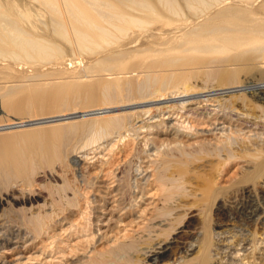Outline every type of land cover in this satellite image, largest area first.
<instances>
[{"label": "rangeland", "instance_id": "1", "mask_svg": "<svg viewBox=\"0 0 264 264\" xmlns=\"http://www.w3.org/2000/svg\"><path fill=\"white\" fill-rule=\"evenodd\" d=\"M94 1L104 4L98 10L90 11L96 16L97 26H87L83 15L77 11L62 14L60 0H0V150L3 151L0 157L14 161L35 154L33 159L38 161L37 145L21 139L35 131L57 129L65 136L64 149L68 158H84L92 165L86 164L89 179L97 181V192L87 189L90 199L100 192L108 204L104 219L98 224L101 229L97 231L93 219L87 222L76 212L63 226H56L53 238L39 239L32 250L24 252L26 257L37 255L30 261L24 259V264H103L104 259L110 260L108 250L129 237L145 239L148 243H140L142 246L139 247H149V223L151 229L161 233V236H153L152 243L169 237L170 251L177 258L175 263L171 260L160 264H198L199 249L206 237L211 241L209 264H264V171L261 173L256 169L257 164L264 161V92L253 88L264 83V29L258 32L237 29L228 32L224 38L217 35L205 50L197 46L190 50L162 52L161 57L171 58L179 69L169 68V71L183 73V85H192L197 94L215 99L203 102L199 112L206 111L207 116V112L219 104L218 99H229L230 110L250 127L246 129V135L235 133L238 139L233 145L236 157L228 161L202 150L208 149L202 148V144L187 146V153H180L171 137L156 138L153 141L155 147L172 149L166 156L170 167L164 171L166 177L161 181L163 172L151 177L133 209L128 207L131 195L123 182L124 200L120 205L115 202L120 195H116L117 191L112 187L120 175L127 179L128 162L145 157L144 150L151 148L148 137L142 135L135 139L125 133V138L119 141L116 134L96 136L103 124L101 117L99 121L93 120L90 114L82 115L93 108L105 109L127 102L112 100L88 107L80 103L84 98L80 94L74 98L71 95L76 101L72 99L67 106L16 114L2 100V93L9 86L19 88L26 95L49 86L94 84L99 88L91 95L100 98L104 94L101 88L116 85L115 76L122 73L120 65L130 52H135V47L120 51L125 49L122 45L127 42L128 35L116 30L110 33L108 29L118 22L120 14H136L137 9H146L144 0ZM110 5H116L115 15L107 14L109 9L113 10ZM143 14H149V11ZM173 17L171 20L178 21L176 16ZM120 26L132 27L125 22ZM147 26L143 28L153 30L156 24L150 22ZM152 33L149 32V38ZM168 37L180 38L172 34ZM130 76L123 75L124 78ZM60 116L66 118L60 119ZM211 121L191 118V125L207 129ZM190 142L193 144L194 140ZM151 158L155 159L154 156ZM59 165V159L54 157L51 167H38L29 184L0 186V219L12 224L9 217L22 218L25 211L29 215L28 209L43 204L49 207L47 212H52L51 190L66 185L70 177V170L62 172ZM164 180H167L165 184ZM175 184L182 185L183 190L175 189ZM102 185H108L111 190L100 187ZM208 186L213 190L212 196L204 189ZM168 189H172L171 194L165 191ZM38 195L41 197L37 201L29 202L31 197ZM224 203L231 205L228 214H224ZM163 209L165 213L173 210V215H162ZM55 210L60 212V206H55ZM88 212L91 209H86ZM248 212L258 213V218L256 215L253 221L246 219ZM159 223L163 225L153 227ZM14 225L7 231L22 228L19 224ZM100 234L103 235L99 238ZM185 243L193 246L192 254L179 253ZM134 254L136 258H144L141 252ZM114 258L112 255V264L116 262Z\"/></svg>", "mask_w": 264, "mask_h": 264}, {"label": "bare ground", "instance_id": "2", "mask_svg": "<svg viewBox=\"0 0 264 264\" xmlns=\"http://www.w3.org/2000/svg\"><path fill=\"white\" fill-rule=\"evenodd\" d=\"M78 1L80 0H60L61 13L66 15L77 11L83 15L87 26L99 25L95 20L96 16L90 11L98 10L104 4L100 1L92 2V0H82L83 2L77 3ZM110 6L113 10L109 9L110 12L107 14L115 15L116 5ZM144 7L146 9L149 8V14H143L148 12L146 9H137L136 14L125 12L120 14L118 22L112 24L108 29L110 33L113 32L112 30H116L128 35L127 42L122 45L125 49H120V51L126 52L128 51L126 49L135 47V52H130L126 60L120 65L122 73L115 76L116 85L111 88H101L104 94L100 98L91 95L92 92L97 91L99 88L98 85L94 84L75 87L49 86L46 89L37 88L35 92L26 95L19 88L9 86L2 93V100L16 114H23L34 109L49 110L60 106H67L73 100L76 101L73 99L74 96H79L80 94L84 95L80 103L88 107H94L99 102H110L112 100L127 102L120 106H107L105 109H103L104 107L93 108L87 110L89 112L82 115L86 116L90 114L93 120H99V117H101L103 124L99 128L100 131H97V134H95L96 136L113 134L115 136L116 134L119 141L123 137L125 138V133L135 137V139H138L142 135L146 138L148 137L151 148L150 150H144L145 157L139 158L136 162H128L126 164L129 168L127 179L125 180L123 174V176L116 174V176L120 175V177L117 178V183L112 187L117 191L116 195H120L115 201L117 205L122 204L124 200L121 183L123 182L124 188L130 190L131 198L127 204L131 209L135 207L134 202H138L139 198L144 194L151 177L154 174L163 172L159 178L161 181L163 177H166V172L164 171H167V168L170 167V161L166 156L170 154L169 151H172V149L155 147L153 141L156 138L159 136L171 137L177 144L175 148L180 153H187L185 149L187 146L193 147L197 144H202L203 146L200 145L202 148L204 146L208 147V149L203 148L202 150H207L208 153L220 158L224 157L223 159L228 161L236 157L233 145L237 144L238 139L235 133L246 135V129L250 127L247 126V122H242L238 118V115L235 116L230 110V107H228L230 105L229 99H218L219 104L210 110L208 109L207 116H205L206 111L199 112L203 108L201 107L203 102L214 98H207V95L197 94V92H194L196 89L192 85H188L187 83L183 85V73L169 71V68L179 69L171 58L165 59L161 57L162 52L172 49L190 50L197 46H200V49L203 47L202 49L205 50V47L217 35L224 38L228 32L237 29L253 32L264 29V0H149V2L144 0ZM100 16H103V14ZM173 16H176L178 21L171 20L174 19ZM122 22L129 23L132 27H121L120 24ZM150 22L156 24L153 30L143 28ZM105 32L109 33L106 30ZM149 32H153L151 38H149ZM170 34L177 35L180 38L168 37ZM121 74H130L131 76L124 78L123 75L120 76ZM253 88L263 93L264 83L255 85ZM132 100L136 101L132 102ZM92 114L95 115L92 116ZM194 114L197 116H193ZM61 118L66 117L60 116ZM191 118L212 120L213 122L211 121L210 127L207 126L208 128L205 129L192 126ZM20 121L23 122L22 120ZM0 127H2L1 124ZM145 129L147 130L146 133L143 132ZM55 130L57 129L35 131L21 139L22 141L31 140V142L33 141L37 145L39 155L36 158L37 160L39 158L38 161L33 159L35 154H32L33 156L30 157L24 156L14 161L0 157V186L4 187L29 184L32 182V177L38 167H51L54 157L57 160L59 159V167L61 166L60 170L62 172L70 170V177L66 185L58 189H52L50 192L52 207L55 210V206L59 205L60 212L56 210L54 212L51 208L52 212H47L46 210L49 207H45L46 204H43L44 206H36V208L31 207L28 209L31 212L29 215L25 211L22 218L9 217L8 220L14 222L12 223L13 226H16L14 224H19L22 227L13 228L9 232L7 230H9L8 228L12 224L7 220L0 219V264H24V259L30 261V259L35 258L37 255L33 256L31 254L26 257L24 252L32 250L39 239L44 240L45 237L53 238L55 235L53 230L56 226H63L70 216L76 212L82 215L83 218L85 217L87 222L93 219V225H95L97 231L101 229L98 224L103 221L104 212L107 209L106 205L108 204L104 200L106 197L100 196V192L99 195L96 194L92 199L87 194V189L94 190L95 192L97 187V181H95V178H91L90 180L89 171H87V166L92 165L88 164V160L84 158H68L64 149L65 136L59 130H57L58 132ZM206 135H210L211 137H207ZM191 140H194L193 144H191ZM12 142L16 143V140H12ZM162 145L164 144L162 143ZM0 155H3L2 150H0ZM152 156L155 159L151 158ZM31 161L35 162L31 163ZM86 164L88 165L86 166ZM256 169L262 173L264 171V161L258 163ZM165 181L167 180L163 181L164 184ZM100 187L111 190V188H108V185ZM174 188L183 190L182 185L178 186L175 184ZM204 189H206L208 196L213 195V190L210 186ZM171 190L165 191L171 194ZM40 197L39 195L33 196L29 202L33 200L37 201ZM24 202H27L26 199ZM82 202H85V204ZM229 206L231 205L222 204V207L225 209L224 214H228ZM86 209H91V212L86 213ZM172 211L169 209L165 213V209H163L160 213L171 216L173 215ZM257 214L248 212L246 219L250 218L253 221ZM92 215L94 218L91 217ZM162 225V223L158 225L154 224L153 227ZM151 228L152 224L149 223V247H139L140 243H148L147 240L144 241V239L142 241L135 237H129L126 241L118 244L115 243L117 245L108 250L110 260L104 259L103 264L109 262V264H112V255L115 257V264H160L161 262L166 261L167 263V261L171 260L175 263L177 258L170 251L171 246L167 239L169 237H165L166 239L160 240L157 243H152L153 236H161V233ZM6 231L8 232L7 234ZM102 235L100 234L98 237L100 238ZM210 244L209 237H206L199 249L201 255L197 258L199 259L198 264H209L210 257L208 250L211 249ZM193 251V246L191 248V246L186 244L181 246L179 253L186 254L190 252L192 254ZM139 252L144 256L143 259L136 258V254L134 253ZM9 255L13 258H9Z\"/></svg>", "mask_w": 264, "mask_h": 264}]
</instances>
